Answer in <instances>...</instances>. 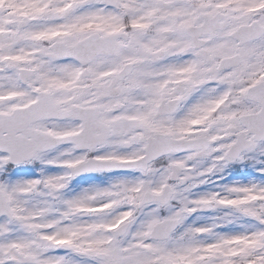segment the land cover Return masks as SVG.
<instances>
[{
    "label": "snow or ice",
    "instance_id": "snow-or-ice-1",
    "mask_svg": "<svg viewBox=\"0 0 264 264\" xmlns=\"http://www.w3.org/2000/svg\"><path fill=\"white\" fill-rule=\"evenodd\" d=\"M0 264H264V0H0Z\"/></svg>",
    "mask_w": 264,
    "mask_h": 264
},
{
    "label": "rangeland",
    "instance_id": "rangeland-1",
    "mask_svg": "<svg viewBox=\"0 0 264 264\" xmlns=\"http://www.w3.org/2000/svg\"><path fill=\"white\" fill-rule=\"evenodd\" d=\"M251 171H253L252 168H251ZM134 175H136V173L130 174V175H127V176H134ZM115 177H118V175H114L112 177V179L115 178ZM88 184H98V181L85 182L84 185H82V187L87 186ZM201 191H203V189ZM211 215H212V213H208V215L205 214V216L204 215H202V216L197 215V216L193 217L190 221H189V218H188V223H193V222H195L197 224L206 223L208 221V217L211 216Z\"/></svg>",
    "mask_w": 264,
    "mask_h": 264
},
{
    "label": "flooded vegetation",
    "instance_id": "flooded-vegetation-1",
    "mask_svg": "<svg viewBox=\"0 0 264 264\" xmlns=\"http://www.w3.org/2000/svg\"><path fill=\"white\" fill-rule=\"evenodd\" d=\"M240 165H233L231 168L226 169L224 173H221V175L224 176V180L221 181L222 183H229V182H234L235 179V173H239V172H235L236 169H239ZM213 179H215L213 177Z\"/></svg>",
    "mask_w": 264,
    "mask_h": 264
}]
</instances>
